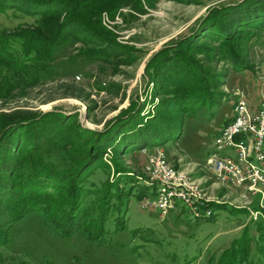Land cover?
<instances>
[{"label":"rangeland","instance_id":"rangeland-1","mask_svg":"<svg viewBox=\"0 0 264 264\" xmlns=\"http://www.w3.org/2000/svg\"><path fill=\"white\" fill-rule=\"evenodd\" d=\"M138 1L141 9L131 2L132 7H121L113 19L106 11L100 14L101 24L115 37L116 44L130 50V62L87 55L84 45L68 42L54 51L44 76L34 85L0 96V121L7 116L38 117L58 112L75 114L76 127L99 132L135 103L146 104L151 110L159 102L148 78L151 69L145 72L153 56L188 36L210 10L241 0H151V5ZM21 23L32 21L11 13L0 16L2 29ZM256 36L254 44L246 40L236 47L245 59L242 69L248 68L242 71L222 60L217 43L200 39L198 45L207 49L194 58L204 71L218 78L213 92L222 93L220 99L199 106L164 141L152 140L146 147L122 156H114L110 148L103 154L110 169L108 181L120 176L113 170L117 163L133 179L134 190H148L145 182L152 176L147 170L149 158L162 152L168 164L155 160L153 168L178 184L191 183L205 209L211 210L209 219H192L176 211L163 219L153 208L142 209L134 193L128 198L124 225L111 218L100 238L88 239L83 233L60 236L38 212L10 228V242L0 249V264H237L233 249L246 240L245 235L249 258L242 264L263 258L257 252L262 243L256 239V228L264 221V188H236L219 182L206 170L214 137L223 123L234 117V92L242 90L250 107L264 101V30ZM116 132L121 138L122 131Z\"/></svg>","mask_w":264,"mask_h":264},{"label":"trees","instance_id":"trees-1","mask_svg":"<svg viewBox=\"0 0 264 264\" xmlns=\"http://www.w3.org/2000/svg\"><path fill=\"white\" fill-rule=\"evenodd\" d=\"M144 1L151 5V0ZM131 2L141 9L138 0H0V16L11 13L32 21L12 29L0 28V96L34 85L44 76L54 51L68 42L84 45L87 55L130 62V50L116 44L115 37L101 24L100 14L106 11L113 19L118 9L131 6ZM263 30L264 0H241L210 10L188 36L180 37L174 46L162 49L149 61L145 72L151 69L148 78L159 102L151 110L146 104L135 103L104 131L76 127L75 114L51 112L38 117L3 118L0 249L9 244L14 224L38 212L62 237L83 233L88 239L100 238L111 218L124 225L128 198L136 193L141 201L148 190H134L133 179L117 163L113 170L120 176L108 181L110 169L103 154L110 148L114 156H122L146 147L152 140L164 141L199 106L220 99L222 93L213 92L219 85L218 78L204 71L194 58L207 49L198 45L200 39L217 43L222 60L242 71L248 68L242 69L245 59L236 47L246 40L254 44L256 34ZM116 131H122L121 138ZM128 138L131 143L124 144ZM124 185L129 187L125 189ZM262 222L256 228V239L262 243L257 252L263 258L248 264H264ZM244 238L248 240L246 235ZM243 241L233 249L237 264L249 258Z\"/></svg>","mask_w":264,"mask_h":264},{"label":"built area","instance_id":"built-area-1","mask_svg":"<svg viewBox=\"0 0 264 264\" xmlns=\"http://www.w3.org/2000/svg\"><path fill=\"white\" fill-rule=\"evenodd\" d=\"M233 97L234 117L224 122L214 137V148L208 154L206 170L221 183L247 191L259 190L264 188V101L252 108L242 90L235 91ZM149 160L147 170L152 171V176L145 182L148 194L141 198L142 209L153 208L163 219L170 211L192 219L212 216L191 183L189 186L178 184L162 177L163 172L153 168L155 160L162 161L164 166L168 164L162 152L151 154Z\"/></svg>","mask_w":264,"mask_h":264},{"label":"crops","instance_id":"crops-1","mask_svg":"<svg viewBox=\"0 0 264 264\" xmlns=\"http://www.w3.org/2000/svg\"><path fill=\"white\" fill-rule=\"evenodd\" d=\"M256 107H257V105L256 106L254 105L252 108H256Z\"/></svg>","mask_w":264,"mask_h":264}]
</instances>
